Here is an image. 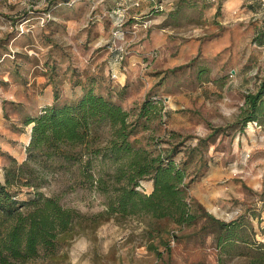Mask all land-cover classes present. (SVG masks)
Masks as SVG:
<instances>
[{
    "label": "rangeland",
    "instance_id": "rangeland-1",
    "mask_svg": "<svg viewBox=\"0 0 264 264\" xmlns=\"http://www.w3.org/2000/svg\"><path fill=\"white\" fill-rule=\"evenodd\" d=\"M261 34L264 0H0V181L9 164L3 140L23 162L24 120L54 90L61 103L78 97L90 77L131 117L145 99L158 102L160 115L143 119L134 138L178 146L174 159L187 161L193 178L192 225L157 238L142 218L111 219L76 236L58 264H264V124L243 127L240 118L264 76ZM115 50L126 53L115 67L125 87L111 76ZM80 180L75 166L48 174L39 191L83 214L103 211L104 196ZM151 188L142 182L144 193ZM205 213L242 225L243 241L218 244L211 228L200 230Z\"/></svg>",
    "mask_w": 264,
    "mask_h": 264
},
{
    "label": "trees",
    "instance_id": "trees-1",
    "mask_svg": "<svg viewBox=\"0 0 264 264\" xmlns=\"http://www.w3.org/2000/svg\"><path fill=\"white\" fill-rule=\"evenodd\" d=\"M262 38L264 34L258 35L255 42L264 43ZM87 82L78 97L65 103L54 90L52 104L24 120V126H30L25 159L19 163L9 157L0 181V264L41 259L58 264L76 236L94 232L111 219L142 218L146 232L157 238L171 226H190L197 219L186 200L193 179L187 161L174 159L178 146L159 148L155 142L150 148L148 142L140 145L134 138L142 120L160 115L162 106L145 99L131 117L111 100V91L104 96L96 92L91 77ZM240 118L243 127L248 122L264 124V76L245 95ZM75 166L80 183L104 196L103 211L83 214L63 206L57 196L39 191L48 174L67 173ZM145 181L152 183L149 194L141 189ZM204 217L200 230L211 228L218 244L243 241L242 225L222 222L208 213ZM170 236L176 238L174 233ZM165 246L169 251V244Z\"/></svg>",
    "mask_w": 264,
    "mask_h": 264
},
{
    "label": "crops",
    "instance_id": "crops-1",
    "mask_svg": "<svg viewBox=\"0 0 264 264\" xmlns=\"http://www.w3.org/2000/svg\"><path fill=\"white\" fill-rule=\"evenodd\" d=\"M111 69H112V67H111ZM113 70V73L115 74V77H116V79H117V81H118V83L121 85V86H125L124 84H125V81H126V76H125V74L122 72L121 73V70L119 69V68H113L112 69ZM53 94H51V101H50V103H48V104H45L43 107H45V106H50L51 104H52V102H53V96H52ZM29 139V138H28ZM3 152L2 153H4V154H6V156L9 158H14L15 160H18L19 158H20V156H17V155H15V154H17V150L15 149V148H13L9 143H7V141H5V139L3 140ZM28 144V140H27V142L25 143V145H24V147H23V149L26 147V145ZM23 159V158H22ZM21 159V160H22Z\"/></svg>",
    "mask_w": 264,
    "mask_h": 264
},
{
    "label": "built area",
    "instance_id": "built-area-1",
    "mask_svg": "<svg viewBox=\"0 0 264 264\" xmlns=\"http://www.w3.org/2000/svg\"><path fill=\"white\" fill-rule=\"evenodd\" d=\"M125 52L123 51V50H120V51H116L115 50V53H114V55L112 56V58H111V67H112V69L114 68V67H117L118 65H120L121 64V62H122V60H123V58H124V56H125ZM111 69V76L112 77H115V74L113 73V70Z\"/></svg>",
    "mask_w": 264,
    "mask_h": 264
}]
</instances>
